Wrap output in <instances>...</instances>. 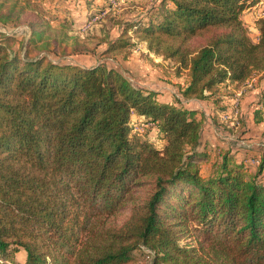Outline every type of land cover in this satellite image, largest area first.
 <instances>
[{
	"label": "trees",
	"instance_id": "1",
	"mask_svg": "<svg viewBox=\"0 0 264 264\" xmlns=\"http://www.w3.org/2000/svg\"><path fill=\"white\" fill-rule=\"evenodd\" d=\"M258 3L157 0L121 23L100 54L145 42L186 78L171 97L103 62L31 57L42 32L23 55L0 32V264H135L141 249L152 264H264V160L248 175L219 147L201 177L211 155L191 105L229 119L221 88L260 75L252 123L264 125V16L256 42L242 22Z\"/></svg>",
	"mask_w": 264,
	"mask_h": 264
},
{
	"label": "rangeland",
	"instance_id": "2",
	"mask_svg": "<svg viewBox=\"0 0 264 264\" xmlns=\"http://www.w3.org/2000/svg\"><path fill=\"white\" fill-rule=\"evenodd\" d=\"M157 0H0V32L18 41L14 49L23 55L26 42L32 32H42V42L33 50L31 57L46 56L61 63H75L91 67L106 63L123 73L134 85L160 89L171 97L177 86L185 84V76L177 77L170 61H163L147 50L145 42L134 38L135 47L125 54L102 56L105 44L114 38L120 25L146 14ZM88 3V4H87ZM260 8L255 7L242 15V22L252 41L257 40L256 21ZM41 48V49H40ZM255 75L242 84L222 87L219 96L224 98L227 114L231 118L210 119L206 103L192 101L191 105L202 111V138L206 141L210 161L200 165V175L207 178L218 148H228L237 158L243 154L248 175L258 169L264 160V125L252 123V105L257 100ZM256 90V91H255ZM254 96H256L254 98ZM238 105L234 108V101ZM244 102V103H243ZM236 113V114H235ZM241 121H239V119ZM132 134L150 139V126L133 119ZM243 157V156H242ZM244 158V157H243ZM264 182V175L262 176ZM123 218L121 215L120 220ZM188 240H183L186 243ZM135 264H152V256L146 249L135 254ZM24 254L17 255L16 264L22 263ZM15 264V263H14Z\"/></svg>",
	"mask_w": 264,
	"mask_h": 264
},
{
	"label": "built area",
	"instance_id": "3",
	"mask_svg": "<svg viewBox=\"0 0 264 264\" xmlns=\"http://www.w3.org/2000/svg\"><path fill=\"white\" fill-rule=\"evenodd\" d=\"M257 7L260 8L259 15H258V18H257V19H259L260 17L264 16V0H259V3L257 5ZM257 39H258V36H257ZM238 102H239V100L238 99H235L234 105H233L234 108H236V106L238 105ZM223 119L226 120L227 119V116H224ZM131 126L135 128V125L134 124H131Z\"/></svg>",
	"mask_w": 264,
	"mask_h": 264
},
{
	"label": "crops",
	"instance_id": "4",
	"mask_svg": "<svg viewBox=\"0 0 264 264\" xmlns=\"http://www.w3.org/2000/svg\"><path fill=\"white\" fill-rule=\"evenodd\" d=\"M151 89H153V88H151ZM154 90L159 91L160 89H154ZM255 91H256V90H255ZM160 92H162V91H160ZM163 93H164V92H163ZM255 97H256V96H254V98H255ZM253 102H254V104L252 105V108H254V105H255V101H253ZM243 103H244V102H243ZM252 110H253V109H252ZM252 110H251V111H252ZM250 121H252V118H251ZM203 139H204V138H203ZM204 142L206 143L205 140H204ZM242 156H243L244 158H246L248 155H247V154H243ZM242 156H241V157H242Z\"/></svg>",
	"mask_w": 264,
	"mask_h": 264
}]
</instances>
